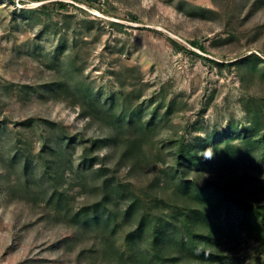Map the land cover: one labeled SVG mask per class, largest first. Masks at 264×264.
<instances>
[{"label": "rangeland", "instance_id": "1", "mask_svg": "<svg viewBox=\"0 0 264 264\" xmlns=\"http://www.w3.org/2000/svg\"><path fill=\"white\" fill-rule=\"evenodd\" d=\"M251 53L264 59L260 0H0V264H151L145 242L134 257L124 249L122 230L132 226L121 215L126 199L115 201L119 215L108 227L73 218L103 197L98 165L80 171V154L112 130L81 116V92L114 97L118 109H139L144 120L157 116L142 138L147 171L120 166L114 174L141 197L156 176L169 199L161 177L178 144L264 120L255 105L264 99V68L243 61ZM62 80L73 97L45 87ZM60 134L74 139L63 150L58 188L66 193L58 199L42 161ZM94 144L115 168L119 149ZM15 152L31 162L28 188ZM253 246L241 244L242 264L262 263Z\"/></svg>", "mask_w": 264, "mask_h": 264}, {"label": "trees", "instance_id": "2", "mask_svg": "<svg viewBox=\"0 0 264 264\" xmlns=\"http://www.w3.org/2000/svg\"><path fill=\"white\" fill-rule=\"evenodd\" d=\"M192 45L204 50L195 41ZM243 61L254 66L262 62L264 68V59L257 54L251 53ZM45 87L55 96L73 97L64 80L47 83ZM82 91L81 116L93 123L103 120L106 127L112 129L94 139L91 147L95 141L99 147L113 146L119 149V156L115 171L106 166L105 156L94 153L91 147L90 150L88 146L83 148L79 170H92L98 165L95 171L102 178L103 197L99 202L78 209L74 220L78 219L87 228L108 227L119 215L115 201L126 199L121 215L132 221V226L122 230L121 239L132 257L145 242V255L151 264H242L240 246L250 240L255 244L252 247L255 257L264 263V120L254 118L248 127L214 131L206 138H198L197 144H178L169 170L161 177L168 189L170 184L169 199H165V191L156 188L159 181L153 170L150 171L155 177L146 187L149 192L141 197L114 173L120 166L128 168V174L142 175L144 169L147 171L141 163L142 138L156 127L157 116L144 120L139 109L126 106L118 109L114 97L101 101L92 88ZM255 105L264 111V99L256 101ZM246 109L248 115L255 117L253 109ZM235 136L239 142L232 143ZM73 139L64 134L57 136V147L50 148L48 157L42 161L43 174L51 184V195L58 199L66 193L58 188L64 173L63 152L73 149ZM65 140L68 143L65 144ZM12 157L20 160L28 188L31 162L18 152ZM155 160L159 162V156ZM128 174L125 173L126 179Z\"/></svg>", "mask_w": 264, "mask_h": 264}]
</instances>
